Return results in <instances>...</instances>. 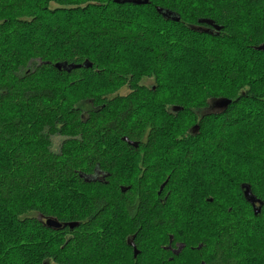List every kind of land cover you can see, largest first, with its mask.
Returning <instances> with one entry per match:
<instances>
[{
	"label": "trees",
	"instance_id": "obj_1",
	"mask_svg": "<svg viewBox=\"0 0 264 264\" xmlns=\"http://www.w3.org/2000/svg\"><path fill=\"white\" fill-rule=\"evenodd\" d=\"M128 5L135 7L136 12L126 20L117 11ZM156 7L178 14L179 21L163 18ZM86 13H93L97 22L82 26ZM146 18L151 19V24H144ZM197 18L212 19L221 31H193L191 25ZM62 24L70 28L61 43L71 46L72 53L65 47L42 42L48 35H57ZM20 32L28 38L27 51L3 57L6 42ZM86 37L92 41L107 39L105 50L113 62L114 56L126 59V55H131L119 48L146 40L153 43L159 37L161 43L149 50L156 69L148 73L150 78L142 80L141 72L127 75L121 66L104 67L100 60L98 63L82 52L85 47L79 44L87 41ZM262 38L264 0H148L139 5L115 0H0V202L12 206L15 223L24 228L23 249L30 247L31 234L27 231L32 230L33 211L51 213L46 203L38 202L39 184L47 189H65L73 183L82 190V197L76 201L85 206L70 208L72 211L65 208V214H57L67 223L66 232L59 235V242L49 253L42 255L51 256L55 264H92L93 258L100 264H149L150 259L156 264H184L185 255L192 254L197 255V262L203 260L206 264H251L248 257H258L263 249L255 245L254 239L256 230L264 227V177L260 170L264 150L256 135L258 121L264 116V84L263 78L249 74L251 69L244 64L243 56L233 59L229 52L235 47L250 59L257 53L264 54L263 50L254 49ZM177 59L191 64L196 72L185 84L183 91L188 87L189 93L178 94L160 82L159 69L165 61ZM85 61L91 66L83 65ZM55 63L80 67L57 69ZM49 70L56 78L43 80ZM88 74L111 75L118 82H111L116 84L114 89L75 104L64 85L69 79L81 81ZM119 82L127 85V93L109 97L107 93L123 86ZM243 87L247 88L241 94ZM165 88L172 90L171 96L162 92ZM199 92L209 95L201 97ZM210 97L231 102L221 111L198 117L197 130L190 132L197 109L207 106ZM145 99L154 100V104H147L149 115L142 114ZM157 115L164 117L167 127L157 124V119H153ZM242 132L248 139L245 147L231 140L232 133ZM166 134L168 142L162 155L163 161L171 162L172 170L158 181L159 185L167 178L157 196L150 182L152 156L155 145ZM145 135L147 141L138 143V149L133 148L136 153H143L145 169L127 188L114 170V158L121 149H129L127 140H141ZM53 137L62 140L58 147ZM112 138L120 140L119 152L114 150L116 145L102 143ZM177 151H181V158L173 163ZM196 155L204 156L203 162L211 166L205 170L222 174L221 179H229L227 172L243 173L245 184L259 201L260 211L254 214L247 200L245 206L229 208L212 200L208 202L212 208L209 214L185 206L183 196H176V192L180 179H197L196 174H191L192 169L186 170L187 162L196 161ZM96 165L109 174L104 182H86L79 176L91 172ZM252 166H258L260 172L252 171ZM230 180L234 179L230 176ZM120 185L125 186L123 190ZM238 186L235 183L236 189ZM120 210L129 230L117 240L108 227ZM192 220L206 223L203 227L209 226L213 236L196 241ZM101 226L103 234L96 237V228ZM127 235L133 236L132 242L139 251L135 257L125 242ZM107 236L112 239L108 241ZM169 238L172 243L184 242L178 254L160 247ZM23 249L18 250L22 259ZM29 256L22 264H41V255L36 263ZM159 260L163 261L158 263Z\"/></svg>",
	"mask_w": 264,
	"mask_h": 264
},
{
	"label": "rangeland",
	"instance_id": "obj_2",
	"mask_svg": "<svg viewBox=\"0 0 264 264\" xmlns=\"http://www.w3.org/2000/svg\"><path fill=\"white\" fill-rule=\"evenodd\" d=\"M124 8H121L117 12L121 13L123 15V18L126 20H129L131 17H133L134 13L136 12L135 7L128 5L125 6ZM134 8V9H133ZM124 10V12H123ZM150 10V9H147ZM90 13V12H89ZM86 13L85 18L81 21L82 26H87L88 24H94L97 21L93 20L92 14ZM113 16L115 17L117 13H112ZM99 15H102L99 13ZM147 17H150L148 14ZM98 19H100V16H97ZM144 24H151V19L146 18L143 20ZM57 25V23H54ZM58 32L56 33L57 35H48L45 41H42L44 43H47V46L50 45H57V47H65L66 51L72 53L73 50L71 46H64V44L61 43V37H64L65 34L69 31V26L63 25L59 26ZM179 31V30H178ZM24 32H20L18 35H13L11 36L7 42H6V47L4 49L3 57L4 55L11 57L13 54L17 52L19 54L20 52L27 51V37L24 36ZM87 41L81 42L79 46H84L85 49L82 50L83 53L90 55V58L93 59L94 61L99 63V60L102 62L104 67H108L109 69H113L115 67L121 66L123 70H125L127 75H129V72H134L137 73L141 72L144 74V77L142 80H147L148 78V73H153V70L156 69V66H154L155 62L154 59L151 57V53H149L150 49L153 47L154 44H160L161 43V38L156 37L153 41H144L142 43L138 44H130L128 47H123L119 48L121 49L120 52H126V54H131V55H126V59L122 58H117L114 56L115 62L111 60L109 52L105 50V48L108 46L109 41L107 39H97L95 41H92L93 38L86 37L85 38ZM264 39V38H262ZM80 42V41H79ZM260 41L259 43H261ZM50 43V44H49ZM97 43H99V46H97ZM252 47V46H251ZM253 48V47H252ZM230 57L233 59L235 58H241L243 56L244 58V64L249 66V69H251V72L249 73L252 77L258 78L261 77L263 78L262 84H264V54L262 53H257V55L252 56L250 59V56L248 54L242 55L240 49L238 48H233L230 52ZM175 54H178L175 52ZM2 57V58H3ZM118 59H120L118 61ZM122 59V60H121ZM181 59H177L176 62H171V61H165L163 67L161 70L159 69V78L160 82L162 85L167 86V87H172L175 89V91L178 94L187 92L189 93L190 90L187 87V91H183L185 89V84L187 86V82L191 81L193 79V75L196 74L195 71L191 69V64L187 63H180ZM120 63V64H116ZM2 71V66L0 65V73ZM56 74L52 71H47L45 74H43L42 79H55ZM112 81L118 82L117 79H115L114 76H107L105 74H88V76H84V78L81 79V81L77 80H70L67 81V83L64 85V90L66 93L69 95L71 100L75 101V104H79L86 100L87 98L91 96H97L98 94H104L106 92H103L104 90L108 89H114L116 87V84L111 83ZM120 83V82H119ZM123 85V83H120ZM110 88V89H109ZM247 87H243L240 89L241 94H243V90H246ZM107 90V91H108ZM189 90V91H188ZM128 91L127 85H123L120 87L117 91H112L107 93L109 97H114L116 94H124ZM171 91L167 88L164 89V94L165 95H170L171 96ZM163 95V94H162ZM197 95H200L201 97L209 95V93L206 92H199ZM150 97V96H149ZM211 99V97L209 98ZM208 99V100H209ZM154 100L149 99V100H144L143 103H145V106L141 109L142 114L149 115L148 113L150 112L147 109V104L151 105ZM140 110V113H141ZM255 111H257V108H254ZM149 111V112H148ZM153 116V115H152ZM163 116L157 115L156 118H153L156 120L157 124L160 125L161 127L164 126L167 127V121L163 119ZM199 119H196V122H198ZM237 125V124H235ZM242 126V125H239ZM243 128L246 129V127L242 126ZM256 129V128H255ZM256 135L258 137V140H260L262 143V149L264 150V116L262 121H258V127L256 131ZM167 134L165 137L162 139H159L157 144L155 145L154 149V154H163V150H166V144L168 142ZM231 140L232 143L234 144H242L243 147L246 146L247 143V137L245 134L242 133H232L231 135ZM109 142L103 141L102 143L104 145L106 144H113L116 141V138L108 139ZM126 149V148H125ZM186 150V149H185ZM120 159H119V175L120 178L123 182H132L133 180L136 179V165H137V160L134 156V153L128 151V150H122L120 151ZM204 155V153H202ZM155 156V155H154ZM163 156V155H162ZM181 158V151H177L176 158L172 159V162L174 163L175 161H178ZM205 157L204 156H197L195 157L194 162L188 161L186 165V170L192 172L191 174L194 175L196 174V180H193L191 178H186L185 179H180L179 181L184 182L181 186L177 188V195L183 196V202H185V206H192V202L196 204V206H193L194 208H198L201 214H209L212 212V208H210L211 204L208 202H211L212 200H217L220 201L223 206H245L243 197L239 191V189L235 187V183L238 182H246L244 179V175L241 172H227L228 178L221 179V175L217 172H215L213 169L211 170H205L206 166L208 168H211L210 164L204 163ZM155 160V159H154ZM171 163V162H170ZM154 166L159 167L158 171H154L150 173V180L155 184V188H157V183L158 181L161 180L164 176H166L169 172H171L172 168L168 167L165 169L164 164L162 161H157V163L154 164ZM254 169L252 171H257L260 172L264 177V164H260V170L258 166H252ZM134 169V170H133ZM165 169V170H164ZM206 172V173H205ZM230 176L234 180H230ZM193 181V183H192ZM191 183V184H190ZM232 184V188L230 185L227 184ZM222 184H224V187H222ZM39 185L40 192L37 195L38 202H44L46 203L49 207V210H53L56 212V210H60L61 207L68 209L69 211L71 210L70 208L76 209L75 206H85L82 203L77 202L79 198L82 197V190L79 188V186L74 185L73 183L70 184V187H66L64 190L59 187L55 189H47V186L40 183ZM38 185V186H39ZM190 186V187H189ZM190 188L193 189V192L189 194ZM180 194H179V192ZM227 192H234L227 194ZM72 193V194H71ZM194 195V196H193ZM69 200V203H68ZM187 200L190 201V203L187 202ZM76 203L74 204V202ZM12 206L4 204L0 202V264H22L23 259L27 258L30 256V259H33L34 262L36 263V259L34 257V247L32 244V241H30V247H28V250L23 249L22 245V239L23 238V231L24 228L17 225L15 222L13 215V208ZM197 209V210H198ZM72 211V210H71ZM113 221L110 222V225L108 227V230L113 234L112 238H116L118 240V236L121 235L123 232L125 233L126 230L128 231V225L127 222L125 221L124 214L121 213V210L119 211L118 216L114 218L112 216ZM115 220V221H114ZM191 224L195 227L194 231V238L195 240L199 241L204 238H211L213 235L211 234V229H209V226L207 228H204L203 226L206 224H203L202 222L199 223L197 221H190ZM264 223V220H263ZM11 226H10V225ZM19 228H18V227ZM211 226V225H210ZM16 231V233L13 232ZM96 237L97 235L103 234L102 231V226L100 228H96ZM28 233L31 234V239L33 236L32 230L27 231ZM109 232V233H110ZM260 233V234H259ZM256 238L254 239L255 245H257L259 248H263L260 252L261 254L256 257H248V260H251V264H264V227H259L256 232H255ZM170 237V236H169ZM261 237V238H260ZM112 238L110 236H107V240L110 241ZM19 240V241H18ZM26 240V239H25ZM96 248L95 250L97 251L98 249V242L96 241L95 244ZM160 244V247L162 244ZM167 244V243H166ZM199 244H202L201 242ZM113 245V244H112ZM20 249L24 250V258L22 259V256L20 252L18 251ZM114 248V246H113ZM120 246H118L119 250ZM162 248V247H161ZM117 250V248L115 249ZM120 251L122 252V249L120 248ZM101 252V251H100ZM73 256V254H72ZM160 256L162 258V254L160 253ZM185 262L184 264H199L197 255H185ZM160 259V257H159ZM164 260V258H162ZM96 258H93V263L92 264H100L99 262L95 261ZM163 260H159L158 263L162 262ZM95 261V262H94ZM149 264H156L152 259L149 260ZM183 264V263H181ZM201 264V263H200Z\"/></svg>",
	"mask_w": 264,
	"mask_h": 264
},
{
	"label": "flooded vegetation",
	"instance_id": "obj_3",
	"mask_svg": "<svg viewBox=\"0 0 264 264\" xmlns=\"http://www.w3.org/2000/svg\"><path fill=\"white\" fill-rule=\"evenodd\" d=\"M162 11H164L166 14V16H163L161 13V16L165 19H168V18H173V17H178V14H174L172 12H168V10H163L161 9ZM262 12V11H260ZM168 17V18H167ZM168 20H171V19H168ZM195 22L194 24L191 25V28L193 29V31H196V32H209V33H218L221 31V26L219 24H217L216 22H214L212 19H209V18H197L195 19ZM261 45H264V40L258 44L257 46L254 47V49H258V47H260ZM258 50H263L264 51V48L263 49H258ZM145 83H147V81H145ZM127 93V92H126ZM118 95H122L120 93H118ZM224 108L223 107H220L219 106V100H216V99H209L207 101V106L203 107V108H200V109H197V119L198 117H201L203 114H207V113H210V112H218V111H221L223 110ZM197 130V124L194 123L191 128H189V131L190 132H194ZM55 140L56 143H57V147L59 146V143H61V139L56 137V138H52V140ZM127 140V139H126ZM119 141L120 140H116L113 145H116V148L114 150H116L117 152L120 151V149L117 147V145L119 146ZM128 141V142H127ZM126 142L129 144H127L129 146V149L126 148L125 150H128L132 153H134V156L137 160V165H136V171L134 170V172H136L137 176H136V179L133 180L132 182H127L126 184V187H131V185L136 182L139 177L141 176V173L144 171L145 169V166L142 164V161L143 160V153H141L140 151H138V153H136L135 149L133 148H137V144L142 142V143H145L147 141V138H146V135L143 136V138L141 140H127ZM127 147V146H126ZM122 151V149H121ZM155 156H152V162H153V167H152V171L151 172H154L155 170L158 171L159 170V167H156L154 166L155 163H157V160H160L162 159V163L164 164V167L165 169L168 168V167H171L172 168V165L171 163H166L165 161H163V156L162 155H158V154H154ZM176 158V157H174ZM120 159V155H117L115 156L114 158V170L115 172L118 174V177L120 179V175H119V170H118V167H119V164H118V160ZM155 159V160H154ZM164 169V170H165ZM170 172L166 175V176H169ZM84 181L86 182H104V179H106L107 176H109V174L107 172H105L101 167L99 166H95L91 172L89 173H80L79 175ZM121 180V179H120ZM122 181V180H121ZM167 181V178L166 180L162 183V184H159L157 183V188H154L155 189V192L157 194V196L160 195V192L162 190V187L164 185V183ZM151 182V180H150ZM153 186L155 187V184L156 183H153ZM239 183V186H238V189L243 197V200L248 201V204L249 206L252 207L253 209V206H260L259 204V201L256 197L253 196L252 192L249 190V187L245 184V182L241 181V182H238ZM125 186L123 185H120V189L123 190ZM64 190V189H63ZM246 191H250L251 192V195H245V192ZM194 196V195H193ZM252 196V197H251ZM254 197V198H253ZM252 199V200H251ZM251 200V201H249ZM192 206H196V204L194 202H192L191 204ZM49 207V206H48ZM47 210H49L47 208ZM51 213H48V214H43L41 213L39 210H35L33 211L34 214H33V226H32V231L33 232V236H32V244H33V247H34V257L35 259L39 256V255H44V254H47L49 253L48 251H50V248H54L55 245L57 244V242H59L58 238H59V235H62L64 234V227L66 226V222L64 220H60L59 219V215L57 214H61V213H64L66 212L65 208L61 207L60 210H56L53 211V210H49ZM63 232V233H62ZM65 239H67L66 235L64 236ZM133 238V236H126L125 237V242L128 246H130V252L133 256V247L128 243V241H131V239ZM135 245V244H134ZM162 247H164L165 250H167L169 253H172V254H178L182 248L184 247V242L182 241H176L174 243H172V239L169 238L168 240V243L165 244V245H162ZM138 250V249H137ZM139 253V252H138ZM134 257V256H133ZM169 258H171V256H169ZM206 264L205 261L201 260L199 262V264ZM41 264H55L54 261H53V258L51 256H42L41 257Z\"/></svg>",
	"mask_w": 264,
	"mask_h": 264
},
{
	"label": "water",
	"instance_id": "obj_4",
	"mask_svg": "<svg viewBox=\"0 0 264 264\" xmlns=\"http://www.w3.org/2000/svg\"><path fill=\"white\" fill-rule=\"evenodd\" d=\"M115 1L117 3H133V4H137V5H139V4H147L148 3V0H115ZM156 10L159 13H161L163 16H166L165 15L166 13L164 11H162L161 8L156 7ZM168 19L174 20L176 22L179 21V18L178 17H173V18H168ZM263 48H264V45H261L260 47H258V49H263ZM83 65H85V66H91V64L90 63H87L86 61L83 63ZM54 67L57 68V69L64 68L66 70H69L70 68H73V67H80V65H72V64L67 65L66 63H55L54 64ZM230 102H231V100H229V99L221 98L219 100V106L225 108ZM245 195L246 196L247 195L249 196V195H251V192L250 191H246L245 192ZM251 200H249V201H251ZM259 211H260V206H253V213L254 214H257ZM73 225L74 224H70L71 227ZM128 243L133 247V256L135 257L139 251L136 249L134 243L132 242V239H131V241H128Z\"/></svg>",
	"mask_w": 264,
	"mask_h": 264
}]
</instances>
